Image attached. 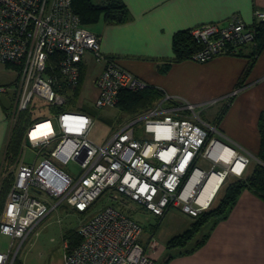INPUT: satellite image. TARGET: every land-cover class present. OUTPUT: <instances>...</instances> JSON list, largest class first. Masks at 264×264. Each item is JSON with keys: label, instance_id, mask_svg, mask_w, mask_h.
<instances>
[{"label": "built area", "instance_id": "2783aa9c", "mask_svg": "<svg viewBox=\"0 0 264 264\" xmlns=\"http://www.w3.org/2000/svg\"><path fill=\"white\" fill-rule=\"evenodd\" d=\"M94 1L106 5L111 0ZM72 3L0 0V63L19 68L11 123L30 108L34 96L55 110L27 127L23 146L27 142L35 157L33 163L21 161L4 201L0 234L8 237L9 245L0 251V264H14L22 244L50 212L66 204L83 214L100 197L104 205L77 228L78 244L65 243V264H153L148 249L155 244L141 243L143 227L129 204L159 218L171 208L195 217L209 208L228 176L244 175L251 157L215 138L221 135L217 127L198 126L193 105L167 95L105 142L90 140L91 117L68 107L87 53L103 65L91 80L98 91L96 109L115 108L122 90L138 92L149 84L101 53L98 36L81 23ZM262 21L264 11L256 10L250 26L233 15L224 25L191 29L198 50L189 60L205 63L236 54L254 43L253 25ZM41 123L49 124L50 133L32 135ZM70 161L77 163V174L60 168ZM214 175L216 187L203 204L199 198Z\"/></svg>", "mask_w": 264, "mask_h": 264}, {"label": "crops", "instance_id": "0c3cea01", "mask_svg": "<svg viewBox=\"0 0 264 264\" xmlns=\"http://www.w3.org/2000/svg\"><path fill=\"white\" fill-rule=\"evenodd\" d=\"M117 1L125 9L127 18L124 22L109 23L100 18L92 25V29L84 25L98 36L101 53L162 94L153 106L165 95L193 105L199 119L196 121L198 126L217 127L221 135H215V138L239 153L251 157L244 175L241 178L234 177L215 202L223 183L206 211L216 209L222 204L228 187L237 179L251 174L257 164L254 163L251 167V162H260L257 154L260 146V123H264V50L256 54L255 43H248L241 47L237 55H219L205 63L189 59L176 62L173 39L177 33L201 25H224L233 15H237L244 24L250 26L254 20V12L264 11V0ZM91 60L97 63L87 53L81 67L82 80L70 96L76 97L80 93L86 82L88 61ZM97 64L100 69L93 78L97 77L103 68L102 64ZM249 64H252L251 68L244 75ZM91 86L96 99L98 91L92 83ZM18 95L19 68L16 65L0 63V164L13 125L10 118L11 109ZM69 109L74 110L70 107ZM54 111L49 110L44 119ZM75 111L86 113L84 109ZM135 115L137 114H128L129 119ZM201 115L204 117L201 118ZM30 119L28 126L32 123V118ZM22 148H25L23 142ZM20 154L13 167L14 176L22 161ZM202 163L204 162L200 163L201 166H207ZM65 210L69 213L75 212L69 207H65ZM132 216L135 217L134 214ZM151 216L156 217L152 214ZM84 219L85 216L80 217L75 229L69 227L63 231L62 245L47 251L39 249L32 264H65L64 246L68 242L64 236L71 231L76 232ZM194 221L195 218L191 217V224L186 230ZM143 227L142 236L145 232V226ZM157 230L151 226L147 236L140 238L145 246H148L150 241L154 242L155 247L148 249L153 264H165L170 255L172 257L166 264H264V200L249 189L240 192L225 217L207 225L201 234H206L205 241L192 252L177 254L176 251H167L166 244L174 236L168 238L163 247H160L154 238ZM31 246L34 247V242Z\"/></svg>", "mask_w": 264, "mask_h": 264}, {"label": "trees", "instance_id": "16d2710c", "mask_svg": "<svg viewBox=\"0 0 264 264\" xmlns=\"http://www.w3.org/2000/svg\"><path fill=\"white\" fill-rule=\"evenodd\" d=\"M72 5L75 13L79 16L83 25L95 24L100 20V18L109 23H121L127 18L123 5H121L117 0H111L106 5H101L99 2L94 0H73ZM253 30L255 34V53L257 54L261 50H264V21L253 25ZM240 49L241 47L239 50ZM196 50H198V45L190 35V30L179 32L174 36V61L178 62L189 59L190 55ZM239 50L234 55H237ZM52 58L56 60L58 56L56 55ZM251 65L252 64H249L244 75H246L249 71ZM161 95L162 94L157 89L150 86L138 92L122 90L119 95L117 107H119L124 113L130 115L138 114L150 109L154 102L161 97ZM19 117L20 118L17 119L12 130H10L3 160L0 164L3 173L8 174L4 177L0 187V215L3 209L4 200L14 179L13 167L20 154L21 145L27 126L30 122L31 113L27 110L20 113ZM259 131L260 146L257 158L260 162L254 166L251 174L245 178L237 179L228 187L222 204L218 208L202 211L197 216L193 217L195 218V221L187 230L180 235L172 237L167 242V251H176L177 254H184L189 251L192 252L200 247L206 239V234L201 235L200 238H195L192 244L191 239L197 236L198 233L204 227L206 228L211 222L225 217L242 190L249 189L264 200V123L262 122L260 123ZM64 238L65 241L68 242L69 247H74L79 242L77 231L67 233ZM170 257L172 256H168L165 264ZM14 264H21L18 257H16Z\"/></svg>", "mask_w": 264, "mask_h": 264}, {"label": "rangeland", "instance_id": "374dc122", "mask_svg": "<svg viewBox=\"0 0 264 264\" xmlns=\"http://www.w3.org/2000/svg\"><path fill=\"white\" fill-rule=\"evenodd\" d=\"M93 25V24H92ZM88 25L89 29H92L93 26ZM100 69V65L94 61H88L87 65V74L85 76L86 82L80 93L74 97L71 96L68 101V107L71 109L86 111V113L93 120V127L89 134V138L97 143H103L108 140L118 129H120L124 124H126L130 119L127 113H124L119 107L111 109H96L94 107L95 103V91L92 89L91 80ZM12 77H14L12 75ZM30 112L32 122H36L44 118L48 111L50 110L49 106L44 100L38 96H34L30 104ZM28 109V110H29ZM204 116L201 115V118ZM18 118H20L18 116ZM17 118V119H18ZM129 119V120H128ZM31 120V119H30ZM16 123V122H15ZM14 123V124H15ZM14 124L11 125L10 130L14 127ZM141 126V125H140ZM21 160L26 163H33L35 157L34 150L30 147H25L21 149ZM41 161V158L37 159V164ZM259 163L258 161H252L251 167L253 164ZM205 164V163H202ZM60 168L69 173L77 174L79 172V167L74 161H70L66 165H60ZM11 171V170H10ZM8 175L3 173V170L0 168V187L4 177ZM14 178V177H13ZM235 179L233 176H228L224 185L217 197L215 202L219 200L222 196L225 188L228 184ZM41 196L40 194H37ZM56 201L51 199V202ZM214 202V203H215ZM104 205L103 197H100L88 210L86 213L79 214L78 212H67L65 210L66 204H62L56 210L50 212L34 229L32 234L28 236V239L22 244L20 250L18 251V260L21 264H32L33 258L37 256L39 249L47 251L49 248L60 246L63 243V231L69 229V227L74 228L77 226V223L81 216L85 218L93 213H95L100 207ZM132 214H134L135 220L142 226H145V232L142 238H145L149 232L151 226L155 227L157 230L155 235V240L163 247L164 243L168 238H171L175 235H180L186 230V228L191 224V217L183 213L178 208H171L168 210L165 215L161 218L153 217L150 213H147L143 210H139L136 205L129 204ZM205 211V210H204ZM140 216V218H138ZM142 226V227H143ZM144 228V227H143ZM206 228L204 227L197 236L191 239V244L195 238H200V235ZM145 236V237H144ZM34 242V249L31 246V243ZM9 239L6 236L0 234V251L5 252L8 249ZM17 244H15V247ZM29 248V249H28ZM32 248V249H31Z\"/></svg>", "mask_w": 264, "mask_h": 264}, {"label": "bare ground", "instance_id": "6f19581e", "mask_svg": "<svg viewBox=\"0 0 264 264\" xmlns=\"http://www.w3.org/2000/svg\"><path fill=\"white\" fill-rule=\"evenodd\" d=\"M49 131V124H45V123H41L39 124L36 128L35 131L32 133V135H48L50 132ZM216 180L217 178L214 176H212V178L208 181V183L206 184L200 198L199 201L202 202L204 204L205 201H207L211 195L212 192L214 191L216 185Z\"/></svg>", "mask_w": 264, "mask_h": 264}, {"label": "water", "instance_id": "95a60500", "mask_svg": "<svg viewBox=\"0 0 264 264\" xmlns=\"http://www.w3.org/2000/svg\"><path fill=\"white\" fill-rule=\"evenodd\" d=\"M28 145V143H26Z\"/></svg>", "mask_w": 264, "mask_h": 264}]
</instances>
